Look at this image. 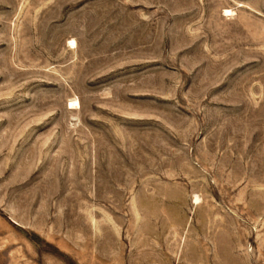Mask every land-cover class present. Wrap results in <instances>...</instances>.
<instances>
[{"label": "rangeland", "instance_id": "rangeland-1", "mask_svg": "<svg viewBox=\"0 0 264 264\" xmlns=\"http://www.w3.org/2000/svg\"><path fill=\"white\" fill-rule=\"evenodd\" d=\"M0 264H264V0H0Z\"/></svg>", "mask_w": 264, "mask_h": 264}, {"label": "bare ground", "instance_id": "bare-ground-1", "mask_svg": "<svg viewBox=\"0 0 264 264\" xmlns=\"http://www.w3.org/2000/svg\"><path fill=\"white\" fill-rule=\"evenodd\" d=\"M71 105L73 106L74 105V102H72Z\"/></svg>", "mask_w": 264, "mask_h": 264}]
</instances>
